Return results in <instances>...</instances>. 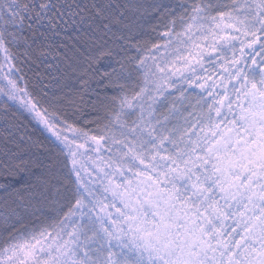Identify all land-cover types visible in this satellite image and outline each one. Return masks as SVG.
Here are the masks:
<instances>
[{
	"label": "snow or ice",
	"instance_id": "snow-or-ice-1",
	"mask_svg": "<svg viewBox=\"0 0 264 264\" xmlns=\"http://www.w3.org/2000/svg\"><path fill=\"white\" fill-rule=\"evenodd\" d=\"M176 7L149 46L120 27L141 5L0 0V94L55 138L68 169L53 161L16 187L8 178L30 162L9 146L19 126L5 107L0 227L15 234L0 264H264V0ZM69 30L83 43H57ZM93 96L94 134L69 120Z\"/></svg>",
	"mask_w": 264,
	"mask_h": 264
},
{
	"label": "trees",
	"instance_id": "trees-1",
	"mask_svg": "<svg viewBox=\"0 0 264 264\" xmlns=\"http://www.w3.org/2000/svg\"><path fill=\"white\" fill-rule=\"evenodd\" d=\"M97 2H108V0H97ZM113 3L117 2V0H112ZM118 2L122 5H141L142 8L140 11L135 10H127L126 12V19L123 21V24L120 26L123 28V25H129L130 32L133 31L135 28L141 27V32L136 34L135 38L141 42H147L149 46L152 43H163V39L160 37V33L164 31V24L167 23L171 17H165V13L168 10H174L176 13H179L180 9L176 7L177 4L182 2V0H118ZM155 3V6H159L158 10H162L161 12H154L151 18H146L145 20L139 17L140 13H143L145 10L147 11L148 8L153 7L151 4ZM226 3H230V0H224ZM138 16V18H136ZM146 16V12L144 13V17ZM145 29V31H144ZM179 26L177 27V31H179ZM125 34H129L128 30H125ZM83 36V33H81ZM86 39V37H84ZM80 40V43H83V40L77 36L76 32L69 30L68 34L62 35L61 40H58L57 43H63L68 45L69 48L75 46L77 40ZM238 47V45H237ZM15 51H22V49H14ZM163 52V49H161ZM132 54V53H130ZM231 55V52L228 53ZM52 63L55 64L56 60L53 57H48L45 61V64ZM94 70L99 72L109 71V65L106 61H101L99 64L94 65ZM6 71V69H5ZM54 75L56 73H53ZM32 73H28L26 77L28 81V87L30 90L33 89V82H32ZM1 84L4 88L7 87V81L1 80ZM19 86L24 87L25 81L20 80ZM95 87V83L93 84ZM186 87V86H185ZM188 92L192 95H195L199 92V89L190 88ZM113 93L109 92V95ZM89 99V103H91L92 99L95 97H85ZM6 102V103H5ZM5 107H7V118L14 121L19 127L17 129H13V143L9 146L12 148L13 151H19L20 159L28 160L29 170L31 175L28 172H21L17 177L8 179H15L18 180L19 183H16V187H23L25 186V181L28 184L35 185L37 183V178L41 176L42 173H45L46 169L48 168L49 164H52L55 161V170L58 175L64 176L67 174L68 169L64 167L65 163V156L62 152V146L55 140L54 137L51 136L50 133L45 131L39 124L32 120V118L28 115V113L23 112L18 104L14 105L11 101H7V98L0 94V132L3 131L5 126ZM88 111L86 112H76L73 115L69 116L70 122H73L74 125L78 128H84L87 130H91L93 134L96 130V120L98 116H103L104 113L97 112L91 108V104L86 106ZM91 108V109H90ZM71 111V110H69ZM70 139L73 137V133L66 132L65 133ZM24 136L25 139L23 141L20 140V137ZM28 137H31V142L28 141ZM35 142V143H32ZM17 145L19 147H17ZM95 155V153H93ZM31 156L32 159H31ZM70 167V165H69ZM7 180L5 177L0 176V184L6 183ZM6 199L5 194L3 191H0V211L3 210V201ZM11 203V201H9ZM43 217L37 213L35 216H29L25 223L29 228L33 225H38ZM0 231V248H3L7 243L10 242L11 236L15 233L12 232L11 229L5 230L1 227ZM17 229H21V225H17Z\"/></svg>",
	"mask_w": 264,
	"mask_h": 264
},
{
	"label": "rangeland",
	"instance_id": "rangeland-1",
	"mask_svg": "<svg viewBox=\"0 0 264 264\" xmlns=\"http://www.w3.org/2000/svg\"><path fill=\"white\" fill-rule=\"evenodd\" d=\"M150 1H154V0H150ZM151 4L153 5V6H155V3H152L151 2ZM161 12L162 10H156V11H154L153 10V7H150V9L148 8V10L146 11H144L143 13H140V15H139V17H141V19H143V20H145L146 18H151L152 17V15L154 14V12ZM146 12V16L144 17V13ZM136 18H138V16L136 17ZM144 31H145V29H144ZM141 32V27H139V28H135L133 31H131V34L133 35V36H136V34H139ZM1 80L2 79H0V88H4V86L1 84L2 82H1ZM89 104H91V103H89ZM92 108V107H91ZM90 108V109H91ZM86 111H88V108L85 106L84 108H83V112H86ZM32 157L33 156H31V159H32ZM19 174H21V173H19ZM18 174V175H19ZM2 229H1V227H0V231H1Z\"/></svg>",
	"mask_w": 264,
	"mask_h": 264
}]
</instances>
